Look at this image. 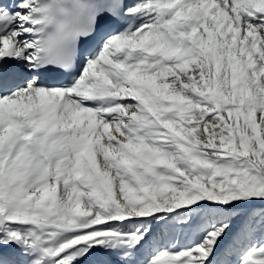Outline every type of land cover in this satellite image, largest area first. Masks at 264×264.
Wrapping results in <instances>:
<instances>
[{
  "label": "snow or ice",
  "instance_id": "obj_1",
  "mask_svg": "<svg viewBox=\"0 0 264 264\" xmlns=\"http://www.w3.org/2000/svg\"><path fill=\"white\" fill-rule=\"evenodd\" d=\"M0 264H264V0H0Z\"/></svg>",
  "mask_w": 264,
  "mask_h": 264
}]
</instances>
